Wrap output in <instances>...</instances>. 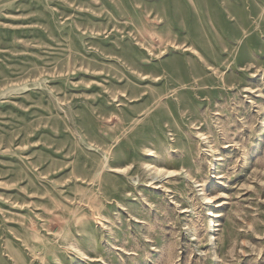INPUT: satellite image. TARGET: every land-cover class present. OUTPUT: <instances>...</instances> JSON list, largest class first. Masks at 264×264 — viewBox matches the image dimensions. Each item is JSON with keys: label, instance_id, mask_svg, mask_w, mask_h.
Here are the masks:
<instances>
[{"label": "rangeland", "instance_id": "rangeland-1", "mask_svg": "<svg viewBox=\"0 0 264 264\" xmlns=\"http://www.w3.org/2000/svg\"><path fill=\"white\" fill-rule=\"evenodd\" d=\"M0 264H264V0H0Z\"/></svg>", "mask_w": 264, "mask_h": 264}, {"label": "bare ground", "instance_id": "bare-ground-1", "mask_svg": "<svg viewBox=\"0 0 264 264\" xmlns=\"http://www.w3.org/2000/svg\"><path fill=\"white\" fill-rule=\"evenodd\" d=\"M117 169H120V168H117Z\"/></svg>", "mask_w": 264, "mask_h": 264}]
</instances>
